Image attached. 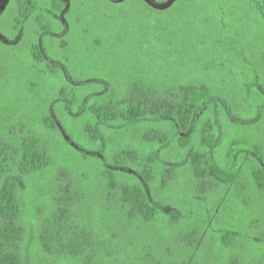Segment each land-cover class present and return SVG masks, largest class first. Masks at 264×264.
<instances>
[{
  "label": "trees",
  "instance_id": "16d2710c",
  "mask_svg": "<svg viewBox=\"0 0 264 264\" xmlns=\"http://www.w3.org/2000/svg\"><path fill=\"white\" fill-rule=\"evenodd\" d=\"M152 1L161 4L168 0ZM12 2L13 6L9 9L8 5ZM45 7L57 17H65L74 10L84 11L87 8L96 9L105 16L108 13L111 19L127 24L133 32L131 34L128 29L130 35L138 33L143 38L138 41L142 48L151 46L153 51L163 48L159 44L173 45L172 40L184 46L189 45L188 41L194 40L198 43L195 48L193 45L191 48L188 46L186 51L182 49L180 53L188 54L190 61L199 56L202 62L207 61L212 65L208 67L211 70L219 66L216 59H207L208 55L219 53L213 47L221 48L223 44L225 51L222 55L228 54L237 67H240L230 52L232 49L242 51L251 41L258 39L261 41L262 54L251 51V55H254L251 59L255 60L251 63L244 62V65L250 63L253 70L262 73L264 0H175L166 10L155 9L143 0H124L120 3L109 0H10L7 4L0 2V60L4 49L2 40L6 28L5 14L11 10L10 29L13 32L20 31L28 19L34 18L37 25V39L32 43L35 62L45 64L54 74L60 71L64 73L65 81L55 93V101H45L46 106L50 105V112L42 116L43 127L51 134H59L68 142V126L72 124L78 127L91 146L97 147L102 142L104 130H123L133 144L140 145L141 148L126 145L117 150L111 157L110 165L102 169L107 200L124 210L130 222L149 226L155 221L160 209L150 195V188L157 184L158 188L164 190L176 180L179 172L176 163L166 162L159 166L154 150L146 155L142 148L152 145L166 146L174 139L179 148L189 151L187 165L194 179L193 188L196 193L206 196L218 191H233L237 198L248 204L245 193L247 185L241 180L237 170L231 167L238 159H246L251 162L257 192L264 199V140L261 137L248 135L232 139L226 164L222 165L217 160L215 149L220 140L219 115L221 112L227 119L230 118L229 96L224 90L225 87L208 77L209 73L203 76L205 72L202 63L197 62V70L202 73L195 75L191 69L192 74L188 76L167 73L170 65L154 74L141 69L123 88L110 82L105 91L100 93L101 86L95 88L73 80V75H70L69 68L66 67L71 63L68 55L62 54L52 60L47 58L42 43L46 37L58 34V23L55 19L51 20L50 14L43 10ZM64 25L67 26V23ZM94 39L102 44L100 40L103 39L100 36L94 35ZM70 40L68 37L61 39V49L72 45ZM246 52L248 53V48ZM186 60L189 64V60ZM193 62L196 64L195 60ZM96 68L98 67H94L98 70ZM75 70L78 73H74L81 77L89 76L86 73L88 70L80 64ZM253 91L254 89L251 90L252 93ZM259 99L264 110V99L261 96ZM77 110L78 113H74ZM8 123L6 134L0 136V264H25L27 233L20 224L23 212L22 181L53 165L52 140L43 139L35 128H28L25 123ZM76 148L83 149L77 144ZM101 151L103 152V147L98 148V153L82 155L85 160L89 156H94L92 158L95 159ZM123 175L132 176L133 180L126 179ZM58 177L61 185L60 213L52 223L49 222L43 227L40 233L41 245L50 254L56 253L61 246L68 253L77 255L90 242L87 238L72 235L67 228L70 207L79 199V192L69 170L61 168ZM262 216L264 217V211ZM179 222L178 216L172 213L169 223ZM236 239L234 232L228 231L222 236L228 249L234 245ZM201 242V230H185L165 241L161 249L147 248L142 254L141 262L217 264L211 260H201L197 256ZM224 264L242 262L239 255L232 254L225 259Z\"/></svg>",
  "mask_w": 264,
  "mask_h": 264
},
{
  "label": "rangeland",
  "instance_id": "374dc122",
  "mask_svg": "<svg viewBox=\"0 0 264 264\" xmlns=\"http://www.w3.org/2000/svg\"><path fill=\"white\" fill-rule=\"evenodd\" d=\"M12 6L13 2L9 3V9ZM43 10L50 14L51 20L55 19L58 23V34L46 37L42 43L44 52L51 60L62 54L68 55L71 63L66 67L70 75H73V80L95 88L101 86L100 93H103L110 82L123 88L141 69L154 74L170 65L167 73L188 76L192 74V69L198 75L202 73L197 70V62H200L204 65L203 76L209 73L208 77L225 87L229 96L231 116L227 119L220 112L218 121L220 140L215 155L219 163L226 164L232 139L257 135L264 140V110L259 99V96L264 99V71L258 73L250 67V63L255 60L251 59L254 57L251 51L262 54L260 40L255 39L249 43L246 47L248 53L246 48L242 51L232 49L230 54H233L232 57L240 67L228 54L222 55L225 51L223 44L221 48L212 46L219 53L210 54L207 59H216L219 66L211 70L208 67L212 65L207 61L202 62L199 56L194 59L195 64L194 60L190 61L188 54L180 53L182 49L186 51L188 46L191 48L193 45L195 48L198 43L194 40L188 41L189 45L185 46L172 40L173 45L159 44L163 48L153 51L151 46L142 48L138 41L143 38L138 33L130 35L128 25L118 19H111L108 13L105 16L96 9L87 8L84 11L74 10L65 17H57L46 7ZM11 17L12 12L9 10L5 14L6 28L2 40L4 49L0 60V136L6 134L8 122L25 123L28 128H35L43 139L52 140L54 158L49 169L22 181L23 212L20 224L27 233L25 264H142L141 257L147 248L161 249L172 236L193 228L202 232V242L197 252L201 260L224 264L226 258L236 254L242 264H264V199L257 192L249 160L238 159L231 166L247 185L245 193L248 204H244L233 191H218L206 196L196 193L193 188L194 179L187 165L189 151L179 148L175 139L166 146L143 147L146 155L154 150L159 166L166 162L176 163L179 172L176 180L164 190L158 188L157 184L150 188V195L160 209L155 221L149 226L133 224L124 210L107 200L102 169L110 165L111 157L117 150L126 145L141 148L140 145L135 142L133 144L123 130H104L98 147L91 146L78 127L72 124L68 126V142L59 134L47 131L41 123L42 116L50 112V105L46 106L45 101H55V93L65 81L64 73L60 71L54 74L45 64L35 62L32 43L37 39V25L34 18L28 19L20 31L13 32L10 29ZM129 32L133 34L130 29ZM94 35L103 39L100 40L102 44L97 43ZM65 37L71 39L73 44L67 49H61L60 40ZM192 53L195 54V51ZM244 62L250 63L246 66ZM78 63L89 71L86 72L88 77L77 74L75 67ZM94 67H98V70ZM64 108L67 111V107ZM78 110L74 113L77 114ZM76 144L83 149L77 150ZM100 147H103V152L95 159L92 158L94 156H89L88 160L83 158L84 153H98ZM61 168L71 172L79 192V199L70 207L67 228L72 235L90 241L77 255L68 253L61 246L56 253H47L40 240L43 227L52 223L60 213L61 185L58 172ZM123 177L133 180L132 176ZM172 213L178 216L179 223H169ZM228 231L237 236L236 242L229 249L222 240Z\"/></svg>",
  "mask_w": 264,
  "mask_h": 264
},
{
  "label": "water",
  "instance_id": "95a60500",
  "mask_svg": "<svg viewBox=\"0 0 264 264\" xmlns=\"http://www.w3.org/2000/svg\"><path fill=\"white\" fill-rule=\"evenodd\" d=\"M9 1L10 0H0L2 4H7ZM109 1L114 2V3H120V2H123L124 0H109ZM143 1L147 2L153 8L158 9V10H166L170 8L175 2V0H168L167 2L160 4V3H155L152 0H143Z\"/></svg>",
  "mask_w": 264,
  "mask_h": 264
}]
</instances>
